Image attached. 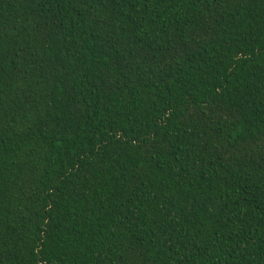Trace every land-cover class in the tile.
<instances>
[{
    "label": "trees",
    "instance_id": "obj_1",
    "mask_svg": "<svg viewBox=\"0 0 264 264\" xmlns=\"http://www.w3.org/2000/svg\"><path fill=\"white\" fill-rule=\"evenodd\" d=\"M0 264H264V0H0Z\"/></svg>",
    "mask_w": 264,
    "mask_h": 264
}]
</instances>
